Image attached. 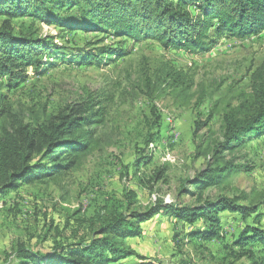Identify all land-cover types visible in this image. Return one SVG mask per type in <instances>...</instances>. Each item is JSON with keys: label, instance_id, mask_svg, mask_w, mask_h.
I'll use <instances>...</instances> for the list:
<instances>
[{"label": "rangeland", "instance_id": "1", "mask_svg": "<svg viewBox=\"0 0 264 264\" xmlns=\"http://www.w3.org/2000/svg\"><path fill=\"white\" fill-rule=\"evenodd\" d=\"M188 8L199 15L197 6ZM4 26L16 36L50 38L61 48V58L51 60L52 66L39 73L28 69L16 86L0 75V93L8 95L17 117L37 124L90 100L102 101L109 115L94 149L76 168L2 196L0 264H19L23 250L47 253L101 239L95 231L102 208L127 203L130 193H136L137 204L123 213L137 224L132 216L149 212L159 201L198 206L196 199L181 196L184 186L204 170L226 165L229 176L211 186L203 201L224 198L253 208L248 219L240 212L220 214V237L205 241L191 236L206 229L203 221L189 226L161 213L141 223L138 236L128 238L139 258L112 264H252L249 255L236 257L239 249L233 244L247 227L264 231V134L225 149L223 122L227 113L253 108L264 92V31L246 38L217 36L206 50L189 52L165 49L155 39L83 33L32 16L12 22L0 16V31ZM116 49L122 56L105 58L102 64L85 58ZM169 72H178L186 86L173 85ZM1 124L12 126L7 118ZM143 157L151 160L138 167ZM158 173H163L160 180ZM249 247L259 259L264 247Z\"/></svg>", "mask_w": 264, "mask_h": 264}, {"label": "trees", "instance_id": "2", "mask_svg": "<svg viewBox=\"0 0 264 264\" xmlns=\"http://www.w3.org/2000/svg\"><path fill=\"white\" fill-rule=\"evenodd\" d=\"M188 6H197L199 15H194ZM73 13L78 14L77 19H71ZM0 16L9 18V22L32 16L43 23L83 33H106L133 41L155 39L165 49L199 52L213 45L217 36L246 38L264 31V0H0ZM60 50L50 38L41 39L33 34L16 36L4 26L0 31V75L7 77L9 86H16L25 80L28 69L39 73L52 66L50 62L60 57ZM120 52L121 49L107 50L101 57L91 54L85 58L89 63L97 58L102 64L105 58L113 60L122 56ZM166 76L177 88L186 86L178 72ZM91 102L31 124L17 117L8 95L0 93V200L23 184L33 185L64 175L94 149L109 113L102 101ZM4 118L12 122L11 128L1 124ZM223 125L225 149L264 134V92L253 108L225 114ZM147 159L143 157L138 167L148 164L151 159ZM220 160V156L216 157V161ZM229 173V165L219 170H204L181 191V196L196 199L200 205L180 207L177 203L168 205L159 201L149 212L132 216L139 224L123 213L137 204L136 193H130L127 203L102 208L99 228L95 231L101 239L61 245L47 253L23 250L19 253V264H112L132 256L139 258L128 246V238L138 236L139 225L161 213L184 219L189 226L203 221L206 229L194 230L191 236L205 241L216 239L220 237V214L240 212L246 220L253 210L224 198L203 201L206 191L220 184ZM162 174L158 173L157 179H162ZM254 244L264 247V231L247 227L233 244L239 249L236 257L249 255L252 264H264V250L259 259L250 253L249 246Z\"/></svg>", "mask_w": 264, "mask_h": 264}]
</instances>
